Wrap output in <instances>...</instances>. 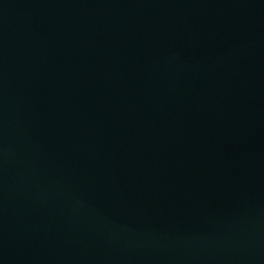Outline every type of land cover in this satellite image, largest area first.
<instances>
[{"label": "water", "instance_id": "obj_1", "mask_svg": "<svg viewBox=\"0 0 264 264\" xmlns=\"http://www.w3.org/2000/svg\"><path fill=\"white\" fill-rule=\"evenodd\" d=\"M0 264H264V0H0Z\"/></svg>", "mask_w": 264, "mask_h": 264}]
</instances>
